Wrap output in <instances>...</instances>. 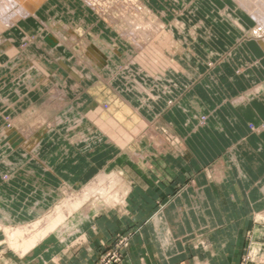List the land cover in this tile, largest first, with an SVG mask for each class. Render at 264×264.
I'll list each match as a JSON object with an SVG mask.
<instances>
[{"label":"crops","instance_id":"0c3cea01","mask_svg":"<svg viewBox=\"0 0 264 264\" xmlns=\"http://www.w3.org/2000/svg\"><path fill=\"white\" fill-rule=\"evenodd\" d=\"M187 1L181 0L169 24L176 43L170 44L164 72L133 81L112 75L116 61L126 57L115 44L99 41L103 31L95 25L52 21L55 39L40 31L34 13L4 30L0 175H23L39 187L30 199L1 187L0 225L6 224L4 215L42 216L61 181L79 188L112 169L126 190L121 208L103 204L87 217L78 212L64 231H53L19 253V263L17 255L11 260L2 253L6 263L93 264L121 234L127 242L116 264H264V48L259 39L244 40L220 60L256 23L233 8L232 0H213L230 7L215 5V11L211 0H190L196 12L216 13L214 23L203 25L188 13ZM35 29L33 39L21 46L22 33ZM48 93L61 104L53 114L47 112L50 101L38 105ZM170 97L175 101L167 106ZM32 110L42 121L35 127L25 124ZM4 115L15 127L25 124L24 133L15 127L3 131ZM145 125L166 129L172 144L156 151L141 137ZM61 147L69 170L52 162L63 154Z\"/></svg>","mask_w":264,"mask_h":264},{"label":"rangeland","instance_id":"374dc122","mask_svg":"<svg viewBox=\"0 0 264 264\" xmlns=\"http://www.w3.org/2000/svg\"><path fill=\"white\" fill-rule=\"evenodd\" d=\"M91 1L89 2V0H27V1L26 0H20V1H18L20 4H23V3L26 4V7L28 8L27 11H29V14L19 16L17 18L18 20L13 19L11 21V25H13L16 21H19L22 19H27V18L33 16L34 13H36L37 16H35V17L38 19L37 25L39 26L40 31L45 32V34L48 33L47 35L48 36L50 35L49 37H54L55 39H57L56 38V31H55L57 29L55 28L54 24H52L53 23L52 21H63L69 25L71 24L73 27L75 25H77V26L95 25L96 28H98L99 30L102 29V31H103V34L100 38L101 40L99 39V41H101L104 44H105V42H106V44L107 43H110L112 45L115 44L118 51H120L121 53H123V55H125V57H127L126 59H124L125 61H123V60H121L119 62L116 61V64H115L114 68L112 69V75H120L122 77L129 76L130 81L134 80L133 77L143 78L142 75H161V74H158V72L159 71L163 72V68H165L170 63L167 58L172 57V52H173V50H171V46L169 44L170 42L168 41V38H167L169 33L164 32V30H163L161 32V34H159L155 38L153 37V39L146 44V42L143 39L141 41L142 37H140V35L138 34L139 32H138V33H136L137 35H134L135 39L133 38V40H132L130 36H128V37L126 36L127 33H129L131 35V33H130L131 23L128 22L129 18H127V16L129 17V14L127 13V11L129 12V10H131L132 12H134L133 9L129 8L130 2L128 0H91ZM179 1L181 2V0H157V3L159 5L161 4V6L164 7L162 9L161 6L157 7L156 5L153 6L152 4L148 3L147 0H138V2H140L141 4L144 3L146 5V7L148 8L147 9L148 11L146 13L149 16L155 15V14L157 15V13L160 14L161 12H163L165 15L164 20L168 24L171 20H173V18H175V14L179 11V9H178V6L180 5ZM26 2L29 4V6ZM222 2L223 1H221V3ZM225 2L223 3L224 5L217 6L215 4V2L213 0H211L209 6L212 9H214V11H215V5L217 6L216 7L217 10H218V8L221 10L225 9V8L229 9L230 7H229L228 3L227 2L225 3ZM93 3H95V4H93ZM187 3H188L187 5L189 8L188 13H190L191 15H194V17L197 16V19L199 20L200 24H203V22H204V24L214 23L215 16H216V13L214 11L209 10L207 12V14H206L207 10L205 11V13L203 11H202L203 13L202 12L200 13L199 11H198L199 12L198 13V12H196L197 10L189 7L190 0H188ZM109 4H110V6H108ZM167 5H169V6H167ZM236 5L237 4H235V6L233 5V7L235 9H237ZM15 7H17V6H15ZM125 7H127V8H125ZM82 10H84V12L89 14L91 16V18H90V16H88L89 18L83 17ZM165 12H167V13H165ZM126 14H127V16H126ZM119 15H122L123 18L120 17ZM147 15L141 16L143 18V20H145V19L148 20ZM209 15H211V16H209ZM23 16H25V17H23ZM194 17L192 16V18H194ZM122 20H124V22ZM125 21H127L128 24H126ZM52 25L54 26V28H51ZM128 25H130V26H128ZM166 26H168V25H166ZM249 26L250 27H248L243 33H241L235 39V41L231 45V47L227 48L225 51H223V53L220 54V56H219L220 60L222 58H226L228 56V54L230 53L231 49L234 48L236 45L240 44L242 41L254 38L252 35V31H253L252 29L254 28L255 25H252V26L249 25ZM35 31H36V29L31 33L30 32L28 33L27 31H24V33H22L21 46H24V45L26 46L28 44V42L33 39V37L35 36L34 35ZM124 33H125V36H124ZM2 34H3V32H2ZM2 34H0L1 35L0 39H2ZM144 34H146V33H144ZM134 40H135V42H133ZM136 40H137V45L140 47L139 49H138V46L135 44ZM1 41H4V40L2 39ZM1 41H0V44L2 43ZM138 41H140V42H138ZM150 43L152 44L153 47H155L157 49L159 48L160 54L161 53L162 54L161 55L158 54V57H156V56L152 57L150 55V52H146L147 49L145 50V47L150 46ZM141 44H142V46H141ZM145 44H146V46L144 47ZM139 51L141 53V55L139 53V56L141 57L142 60L139 59L140 57H138ZM145 52L147 53V55ZM128 56L130 57V59L133 57L132 63L127 64V62H129ZM137 57H138V61L141 60V62L139 61L140 63L137 62ZM155 58L157 61L155 60ZM163 65H164V67H163ZM146 68L148 71H146ZM52 97H53V95L48 93L45 96V98H43L42 101H40L38 104L40 106V104H42V103L45 104L47 101H50V104H49L50 107H49V109H47L48 110L47 112L50 114L55 113L61 106V104H56V103H60V102H58L59 99L56 97H53V98ZM174 101H175V99H173V97H170L169 99H167L166 105L170 106L171 104H173ZM107 105H108L107 103L103 104L104 107H106ZM33 114L34 115L36 114L35 111H33V110L27 114V116L25 118V120H26L25 124L26 125L28 124V126H31L33 124L35 126V124L39 123L38 122L39 119L38 118L35 119ZM203 119H204V117L202 116L200 121H202ZM25 124H23L21 127H15L12 120L9 119L8 116L4 115L2 123H1V126H2L1 128H2V130L3 129L14 130V127H15V129L17 128L20 132L24 133V130L27 128L25 126ZM262 126H264V125H262ZM152 127L153 126H149V125H145L144 127H142V129L140 131L141 137L145 138L146 141H148L149 144L156 151L162 152L163 150H165V148L168 145L172 144L173 137L164 128L153 127V129H152ZM147 130L148 131L150 130L149 131L150 133ZM15 131H17V130H15ZM153 133L154 134L156 133L155 134L156 136ZM63 150H64V148L61 147V152H63V154H61L60 158L59 157L54 158L52 160V162L54 163L55 166L58 165L61 168L67 169L69 163H71V162L65 154L66 151L64 152ZM67 170H69V169H67ZM106 172H107V174H110L112 172V169H109ZM119 180H121L120 176H119ZM37 183L38 182H35V181L31 180L30 178H27L26 176H23V175H21V176L20 175L10 176L9 174H5V173L0 175V188L4 186L7 190L11 191L12 192L11 194L16 198L21 197L24 199H30V197L32 198V196H37V193L34 190L35 187L36 188L39 187V184H37ZM118 183L120 184L119 185L120 189L118 188L119 189L118 194H120L119 195L120 201H118L117 203H114V204L110 203L108 205V207L121 208L125 203L126 190L124 189L121 182H118ZM82 188H83L82 186L79 188H70L69 183L66 180L61 181L60 185H59V193H58L57 197L55 198V200L51 203V205L47 209H45V213L51 212L58 205V203H60L63 200V198L65 197V195L68 191H73L75 193H78L81 191ZM65 189L66 190L68 189V190L66 191ZM0 201H3V199H0ZM38 218H40V217H38ZM38 218L36 216L34 218L32 217L29 219H23L21 217H20V219L19 218L14 219V217H11L10 219H8L5 216H1L2 221L4 223H6L5 225H1V226L2 227L3 226L17 227L18 225L28 224V222L31 223ZM120 235L121 234H119V235L117 234L113 238L112 242H110L107 246L104 247L105 249L102 252H100L99 256L101 254H103L110 247L111 244L116 243L119 240ZM8 241L9 240H7V238L3 235V233H0V264H9V261H7V263H6V261L3 259L4 257L1 256L2 253H6V257H9L11 260H15V258L17 257L16 258L17 260H15V261L19 263L20 260H18V256H19V253L21 252V250H20L21 248L20 249L16 248V247L14 248L13 243L10 241L8 242ZM260 243L262 245L264 244L263 241H260ZM14 255L15 256L17 255V256L14 258ZM97 260H98V258H97ZM97 260L93 264H95L97 262Z\"/></svg>","mask_w":264,"mask_h":264},{"label":"bare ground","instance_id":"6f19581e","mask_svg":"<svg viewBox=\"0 0 264 264\" xmlns=\"http://www.w3.org/2000/svg\"><path fill=\"white\" fill-rule=\"evenodd\" d=\"M18 1L20 0H0V34H2V32H4V30L6 28H8L9 26H11V21L14 19L18 20L17 18L19 16L25 15V14H29V11H27V7L26 4H20ZM27 1V0H26ZM91 0H89L90 2ZM130 2V9H133L134 12H132L131 10H129V12L127 11V13L129 14V17L127 16V18H129L127 21L131 23V30L130 33H127L126 36H130L131 39L133 40V38L135 37L134 35H137L136 33H138L140 35L141 41L142 39L146 42V44L148 42H150L153 37L155 38L156 36H158L159 34H161V32L164 30V32L169 33L168 34V41L170 42L169 44H175L176 43V39L174 38V36L172 35L171 31H170V25H172V22H169V24L164 20V13L161 12L160 14L157 13V15H147V7L146 5L143 3L141 4L140 2H138V0H128ZM92 2V1H91ZM95 2V1H94ZM100 2V1H99ZM119 2V1H118ZM178 2V1H177ZM231 2V1H230ZM27 3V2H26ZM30 3V2H29ZM98 3V2H97ZM180 3V1H179ZM232 3L237 4L238 9L242 11V13L245 11L246 13H248L249 17L256 23V28H253L254 30L252 31V35L254 38L259 39L257 40L258 42H260V45L264 48V0H232ZM231 3V4H232ZM28 4V3H27ZM95 4V3H93ZM92 4V5H93ZM123 4V3H122ZM234 4V5H235ZM86 5V4H85ZM17 6V7H15ZM29 6V4H28ZM107 6V5H106ZM110 6V4L108 5ZM169 6V5H167ZM152 7V6H151ZM30 8V7H29ZM108 8V7H107ZM127 8V7H125ZM128 8V9H129ZM164 7H162L163 9ZM234 8V7H233ZM36 9V8H35ZM155 9V8H154ZM159 9V8H158ZM226 9V8H225ZM151 10V9H150ZM166 10V9H165ZM31 11V10H30ZM154 11V10H153ZM158 11V10H157ZM169 11V10H168ZM193 11V10H192ZM28 12V13H27ZM110 12V11H109ZM108 12V13H109ZM124 12V11H123ZM104 13V12H103ZM107 13V14H108ZM126 13V12H125ZM150 13V12H149ZM167 13V12H165ZM172 13V12H171ZM186 13V12H185ZM174 14V13H173ZM241 14V13H240ZM142 15H147L148 16V20H143V18L141 17ZM185 15V14H184ZM120 17H122V15H119ZM118 16V17H119ZM25 17V16H23ZM125 17V16H124ZM238 17V16H237ZM22 18V17H21ZM123 18V17H122ZM121 18V19H122ZM159 18V19H158ZM169 18V17H168ZM182 20V19H181ZM236 20V19H235ZM38 21V20H37ZM124 22V20H122ZM125 21L126 24H128V22ZM239 22V21H238ZM237 21H234V24H238ZM175 23V27L179 26L180 24L174 21ZM125 24V25H126ZM168 25V26H166ZM174 25V24H173ZM66 27V26H65ZM243 27V26H242ZM255 27V26H254ZM52 28V27H51ZM134 30V31H133ZM9 31V30H8ZM127 32V31H126ZM143 32V33H142ZM163 32V33H164ZM146 33V34H144ZM36 34V32H35ZM14 35V34H13ZM166 35V34H165ZM1 36V35H0ZM123 36V35H122ZM125 36V33H124ZM11 39V38H10ZM41 39V38H40ZM61 41V38H59ZM64 39V38H63ZM135 39V38H134ZM137 39V38H136ZM2 39H0L1 41ZM101 40V39H100ZM59 41V40H58ZM7 42V41H6ZM135 42V40L133 41ZM140 42V41H138ZM144 42V43H145ZM106 43V42H105ZM143 43V42H142ZM2 44V43H1ZM0 44V45H1ZM34 44V43H33ZM58 44V43H57ZM97 44V43H96ZM102 44V43H101ZM108 44V43H107ZM137 45V40L136 43ZM146 44L144 45V47L146 46ZM110 45V44H108ZM135 45V46H136ZM140 45V44H139ZM172 45V46H173ZM12 46V45H11ZM138 46V45H137ZM142 46V44H141ZM151 46V47H150ZM150 46L145 47V50L147 49L146 52H150V55L156 56L158 57V54H160V50L159 48H155L152 46V44L150 43ZM58 47V45L56 46V48ZM60 48V46L58 47ZM85 48V47H84ZM94 48V47H93ZM102 48V47H101ZM140 47L138 46V49ZM162 49V48H161ZM114 50V48H113ZM144 50V49H143ZM61 51V50H59ZM87 51V50H86ZM90 51V50H89ZM111 51V50H110ZM62 52V51H61ZM116 52V51H115ZM145 52V53H146ZM240 52V51H239ZM111 54V52H109ZM113 53V52H112ZM140 51L138 52V57L139 56ZM234 53V52H233ZM34 54V53H33ZM85 54V53H84ZM87 54V53H86ZM162 54V53H161ZM160 54V55H161ZM61 55V54H60ZM88 55V54H87ZM99 55V54H98ZM141 55V53H140ZM147 55V53H146ZM145 55V56H146ZM149 55V54H148ZM179 55V54H178ZM62 56V55H61ZM84 56V55H83ZM90 56V55H89ZM101 56V55H100ZM110 56V55H109ZM137 56V55H136ZM87 57V56H86ZM91 57V56H90ZM93 57V56H92ZM114 57V55H113ZM129 57V56H128ZM138 57H137V62H141V57L138 61ZM127 58V57H126ZM148 58V57H147ZM151 58V57H150ZM149 59V58H148ZM28 60V59H27ZM59 60V59H58ZM84 60V59H83ZM152 60V59H151ZM156 60V58H155ZM160 60V59H159ZM157 61V60H156ZM155 61V62H156ZM37 62V61H36ZM133 62V57L130 59L129 57V62H127V64L132 63ZM139 62V63H140ZM95 63V62H94ZM158 63V62H157ZM30 64V63H29ZM80 65V64H79ZM96 65V64H95ZM40 66V65H39ZM89 66V65H87ZM91 66V65H90ZM180 66V65H179ZM146 67V66H145ZM144 67V68H145ZM152 67V66H151ZM164 67V65H163ZM169 67V66H168ZM189 67V66H188ZM101 68V67H99ZM109 69V68H108ZM167 69V68H166ZM75 70V69H74ZM170 70V69H169ZM133 71V70H132ZM146 71L147 68H146ZM166 71V70H165ZM181 71V70H180ZM93 72V71H92ZM140 72V71H139ZM160 72V71H159ZM164 72V71H163ZM174 72V71H173ZM77 73V72H76ZM135 73V72H134ZM148 73V72H147ZM166 73V72H165ZM182 73V72H181ZM143 74V73H142ZM152 74V73H151ZM178 75V74H177ZM54 77V76H52ZM87 77V76H86ZM38 82V81H37ZM54 86H56L54 84ZM60 86V85H59ZM63 86V85H62ZM258 89V88H257ZM257 89L255 90V92L257 91ZM58 90V89H57ZM65 90V89H64ZM84 90V89H83ZM82 90V91H83ZM59 91V90H58ZM54 92V90H53ZM80 94V93H79ZM55 95V93H54ZM59 96V95H58ZM64 96V95H63ZM54 97V96H53ZM52 97V98H53ZM63 98V97H62ZM64 101V100H63ZM62 101V102H63ZM56 103V102H55ZM169 103V102H168ZM44 107V106H43ZM42 109V108H40ZM39 109V110H40ZM46 109V108H45ZM38 110V111H39ZM27 111V110H26ZM34 111V110H33ZM37 111V110H36ZM41 111V110H40ZM42 112V111H41ZM46 112V110H45ZM42 115H46L43 113H40ZM39 114V115H40ZM44 117V116H43ZM51 118V117H49ZM58 118V117H57ZM36 119V118H35ZM40 119V118H39ZM46 119V118H45ZM48 119V118H47ZM43 120V119H42ZM18 121V120H17ZM40 122H42L41 120H39ZM38 121V122H39ZM54 121V120H53ZM39 122V123H40ZM44 122V120H43ZM47 122V121H46ZM35 123V122H34ZM38 123V124H39ZM153 125V123H152ZM150 125V126H152ZM40 126V125H39ZM42 126V125H41ZM35 127V126H33ZM148 127V126H147ZM44 129V128H43ZM147 129V128H146ZM153 129V127H152ZM40 131V130H39ZM148 131V130H147ZM150 131V130H149ZM148 131V132H149ZM152 131V130H151ZM154 132V131H153ZM29 133V132H28ZM150 133V132H149ZM148 133V134H149ZM35 134V133H34ZM41 134V133H40ZM152 134V133H151ZM150 134V135H151ZM154 134V133H153ZM156 134V133H155ZM154 134V135H155ZM29 135V134H28ZM153 135V136H154ZM161 135V134H160ZM156 136V135H155ZM154 136V137H155ZM159 136V135H158ZM162 137V136H161ZM27 138V136H26ZM28 139V138H27ZM29 141V140H28ZM31 142V141H30ZM34 145V144H32ZM30 146V145H29ZM34 150V149H33ZM23 152V151H20ZM20 156V155H19ZM4 168V167H3ZM8 169V168H7ZM115 171V170H114ZM110 172V171H109ZM98 173V172H97ZM123 181V179H122ZM121 180H119V175L116 172H111L110 174H107V172L105 171H101L99 172L94 178H92V180L84 186L81 189L80 192L75 193L73 191H68L65 195V197L63 198V200L58 203V205L49 213H44L42 216H40V218L36 219L35 221L25 224V225H18L17 227H7V226H1L0 225V230L3 233V235L7 238V240H9L10 242L13 243L14 248H21V252L24 253L26 251H29L30 249H32L40 240H42L44 237L48 236L50 233H52L53 231H58V232H62L65 230L66 226H67V220H69V218L71 216L76 215L78 212H82L83 215H87L88 211L91 210H96L98 209V207L104 205H109L117 203L119 200V183L121 182ZM76 185V184H75ZM82 185V184H81ZM119 188V189H118ZM122 189V188H121ZM66 190V189H65ZM64 190V191H65ZM68 190V189H67ZM66 190V191H67ZM65 191V192H66ZM122 192V191H121ZM124 195V194H123ZM123 197V196H122ZM58 199V198H57ZM120 205V204H119ZM55 206V205H54ZM39 213V212H38ZM81 214V213H80ZM32 215V214H31ZM5 216V215H4ZM6 217V216H5ZM87 217V216H86ZM7 218V217H6ZM1 221V220H0ZM10 221V220H9ZM73 232V231H72ZM63 238V237H61ZM63 240V239H62ZM8 241V242H9ZM20 252V253H21ZM18 253V252H17Z\"/></svg>","mask_w":264,"mask_h":264},{"label":"built area","instance_id":"2783aa9c","mask_svg":"<svg viewBox=\"0 0 264 264\" xmlns=\"http://www.w3.org/2000/svg\"><path fill=\"white\" fill-rule=\"evenodd\" d=\"M127 238L119 239L115 245H111L103 254L98 257L95 264H116L121 256V247L125 246Z\"/></svg>","mask_w":264,"mask_h":264}]
</instances>
